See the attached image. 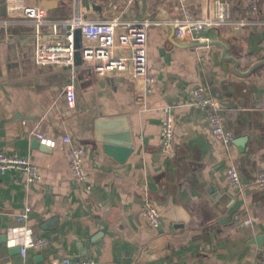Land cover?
I'll use <instances>...</instances> for the list:
<instances>
[{
    "label": "crops",
    "instance_id": "0c3cea01",
    "mask_svg": "<svg viewBox=\"0 0 264 264\" xmlns=\"http://www.w3.org/2000/svg\"><path fill=\"white\" fill-rule=\"evenodd\" d=\"M25 1L44 9L51 22L72 16L96 23L151 21L147 63L153 80L134 84L129 75L95 78L76 69L78 93L69 108L62 89L71 70L35 65L32 26L10 21L6 0H0V152L27 158L41 173L31 184L19 171L0 175V264H58L63 258L256 264L264 251V184H255L264 169V111L258 108L264 101V0L245 27L210 28L200 46L192 45L183 10L201 19L206 0ZM228 1L231 22L246 15V0ZM196 86L218 103L231 145L214 140L207 112L193 105ZM167 114L173 135L164 152ZM117 116L127 117L132 136L123 163L106 154L93 132V120ZM34 129L54 148L35 144ZM64 135L84 148L87 192L70 173ZM230 167L239 174L240 190L228 184ZM146 204L161 214L157 228L141 215ZM25 207L30 210L22 223ZM39 237L48 245L20 256L22 242Z\"/></svg>",
    "mask_w": 264,
    "mask_h": 264
},
{
    "label": "built area",
    "instance_id": "2783aa9c",
    "mask_svg": "<svg viewBox=\"0 0 264 264\" xmlns=\"http://www.w3.org/2000/svg\"><path fill=\"white\" fill-rule=\"evenodd\" d=\"M132 0H127L131 4ZM230 2L228 0H206L204 16L192 20L186 9L183 10L185 25L192 34L194 43H203V32L210 28L221 27L231 23L233 27H245L259 13L258 0H246V15L238 20H229ZM7 15L10 21L22 20L32 26L30 42L34 50V64L37 66L57 65L71 70L68 82L62 92L67 106L73 108L76 104L77 86L76 69L88 71L95 78H104L111 74L129 75L132 82L150 84L153 80L148 74L147 63V29L152 25L149 20L122 21L114 18L106 22H86L72 16L61 22H51L44 9L30 4L25 0H6ZM177 25V23H175ZM77 73V72H76ZM84 86V85H83ZM82 86V88H83ZM194 106L207 112V121L212 137L224 146L233 143L234 137L223 129L219 117V105L206 94V89L196 86L191 91ZM138 99V97H136ZM258 108L264 111V101L258 103ZM41 144L54 148L55 142L46 138L36 129L31 131ZM173 135V121L166 115L163 122L161 141L164 152H169ZM65 145V156L74 181L89 191L87 174L84 167V148L69 135L61 138ZM19 171L27 184L41 180L39 167L27 158L17 154L0 152V175L8 171ZM229 186L232 189H242L239 174L230 167L226 172ZM255 184H264V169L255 179ZM29 207L19 214L18 219L25 223ZM142 217L151 228H157L161 223V214L156 207L146 204L141 211ZM24 238V237H23ZM48 245L46 237L24 240L20 245V256H25L28 248L40 250ZM58 264H93L85 260L63 258ZM256 264H264V251H261Z\"/></svg>",
    "mask_w": 264,
    "mask_h": 264
},
{
    "label": "water",
    "instance_id": "95a60500",
    "mask_svg": "<svg viewBox=\"0 0 264 264\" xmlns=\"http://www.w3.org/2000/svg\"><path fill=\"white\" fill-rule=\"evenodd\" d=\"M192 45L200 46L203 44L194 43ZM93 132L94 139L104 145L106 154L115 158L119 163H123L130 155L133 144L126 116L97 118L93 120ZM35 144L43 147L38 140H35Z\"/></svg>",
    "mask_w": 264,
    "mask_h": 264
}]
</instances>
